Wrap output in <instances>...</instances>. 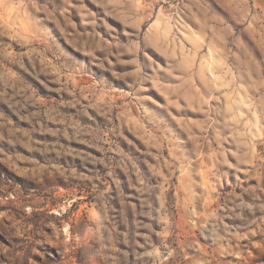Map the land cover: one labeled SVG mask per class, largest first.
I'll use <instances>...</instances> for the list:
<instances>
[{
	"label": "rangeland",
	"instance_id": "374dc122",
	"mask_svg": "<svg viewBox=\"0 0 264 264\" xmlns=\"http://www.w3.org/2000/svg\"><path fill=\"white\" fill-rule=\"evenodd\" d=\"M0 264H264V0H0Z\"/></svg>",
	"mask_w": 264,
	"mask_h": 264
}]
</instances>
